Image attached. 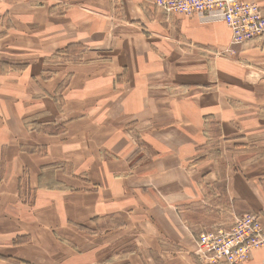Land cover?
I'll use <instances>...</instances> for the list:
<instances>
[{
	"label": "crops",
	"instance_id": "crops-1",
	"mask_svg": "<svg viewBox=\"0 0 264 264\" xmlns=\"http://www.w3.org/2000/svg\"><path fill=\"white\" fill-rule=\"evenodd\" d=\"M152 1L107 0L109 13L105 15L101 12L105 18L101 19V58L115 54L117 62L124 59L139 72L149 73L147 88L151 89L150 93L142 89L129 97L130 100L125 101L128 107L124 110L123 106L120 117L137 119L138 122L132 125L137 128V136H134L139 138L140 143L143 139L149 147L147 151L154 156L170 148L150 133L152 128L148 124L153 121L150 103L170 101L171 98L178 99L180 103L184 99L195 101L201 95L218 103H221L222 98L225 106L220 111L217 109L220 105L204 109L207 120L204 123L205 131L193 151L199 156L198 160L187 168L188 172L185 166L183 170L192 181L184 177L182 188L168 198V210L161 209L167 208L163 203L166 198L164 194L154 193L152 186L146 184L145 191L141 192L137 188L138 183L132 179L136 173L153 166V156L139 159L140 155L129 152L124 161V156L114 153L101 159L104 169L101 196L112 194L114 198L110 200L113 202L97 204L92 220L75 221L87 224L85 228L88 233L82 234V246L68 241L74 250L87 256L86 264H201L193 254L199 234L215 229L227 231L233 226L236 217L252 213L260 215L264 226V40L255 39L243 45H232L230 30L224 23L167 14L153 5ZM244 1L257 4L264 13V0ZM101 2L103 4V0ZM56 4L67 3L66 0L47 1L35 9L43 11V6L58 7ZM65 6L68 9L69 6ZM127 10L134 13V17H129ZM67 11L60 15L50 12V17H65ZM126 23L136 26H127ZM28 25L31 27L36 24L29 22ZM128 28L143 34L144 40L133 44L129 41L134 39L129 35L124 44L120 34L127 33ZM20 31L16 17L0 19V33L3 34L0 35V46L13 42ZM73 47L75 45L69 47L68 51L71 48L73 50ZM124 48L129 52L127 56L121 53ZM171 56L204 61L207 69L205 80L178 84L159 76L154 78L155 74L150 72H163V62ZM88 63L89 59L81 65ZM61 66L69 74L66 86L60 85L63 78L60 81L54 79V72L47 76L42 75L40 70L37 76L32 77L31 74L27 76V72L0 69V135H4L0 137V204L8 201L7 205L12 206L11 212H14L12 215H17L20 220L24 217L34 219L38 213L48 209H53L59 217H65L69 200L97 190L91 186L95 184L87 170L71 161L58 160L53 155L51 145L41 141L42 138L53 140L75 133L73 125L59 121L50 108L42 109V105L51 104L57 116L67 114L71 104L80 99L76 90L79 75L86 72L73 70V64ZM136 70L127 69L129 72L125 78L120 83L117 79L113 80L111 85L119 91L129 89L133 82L141 81V75L130 72ZM105 84L108 85V82L101 83V86ZM220 84H224V89L219 88ZM197 89L206 91H195ZM11 96L17 101L16 119L6 107L5 99L11 100ZM61 100L64 102L59 103ZM27 103L34 104L29 115L22 111ZM15 125L21 128V137L13 144L9 132ZM142 134H146L145 139ZM24 135L31 136L32 142H26ZM36 138L40 141L36 142ZM152 140L153 144H150ZM122 149L123 146L117 152ZM117 162H124L130 174L120 176L119 171H113L114 176L110 180L106 170ZM162 166L165 163L159 162L158 167ZM148 173L149 170L145 174ZM140 194L146 208L148 199L158 200L154 202L157 205L156 214H143L144 217L129 219L127 212L139 209L136 200ZM136 196L135 200L133 197ZM141 210V213H148V209ZM69 228L74 230L72 226ZM76 234L79 235L78 232ZM57 236L65 242L68 240L64 234ZM44 239L49 240V244L45 242L41 245L30 235L27 247L29 250L32 247H42V250L52 247L49 234L46 233ZM8 254L21 259L15 249ZM68 259L70 257L66 256V261ZM241 264H264V247L253 251Z\"/></svg>",
	"mask_w": 264,
	"mask_h": 264
},
{
	"label": "rangeland",
	"instance_id": "rangeland-1",
	"mask_svg": "<svg viewBox=\"0 0 264 264\" xmlns=\"http://www.w3.org/2000/svg\"><path fill=\"white\" fill-rule=\"evenodd\" d=\"M47 1L56 2V0H0V19H5V17L9 16L16 17L21 29L16 36L17 40L15 38L13 42L7 43V46H0V69L1 71L11 69L10 71L18 73L27 72L26 75L29 76L31 74L32 77L37 76L40 70L42 75L47 76L54 72L56 81H60L63 78L61 86L64 84L66 86L69 79V74H66L68 72L63 70L62 64H73V70L86 72V74L79 75L80 78L76 90L80 99L77 103L71 104L72 106L68 109L69 112L67 111V114H58L57 116V112L51 104L42 105V109L50 108L59 121L73 125L75 133L72 136L54 138L53 140L42 138L41 141L43 144L51 145L53 155L58 160L71 161L77 167H83L87 170L95 184H91V186L97 188V190L88 195L75 196L73 201L69 200L66 203L68 214L65 217H59L53 209H48L38 213L34 219L32 217H24L23 220H20L17 215H12L14 212H11L12 206L7 205L8 201H1L0 264H86L87 256L80 253L77 249L74 250L70 245V241L82 246L83 235L88 233L87 228H85L87 224H78L75 221L77 219L92 220V218H95L94 208L97 204L113 202L110 200L114 198V196H111L112 194L101 196V183L103 182L102 177H104L101 159L104 156H112L114 153L121 157L124 156L122 158L124 161L129 152L140 155L139 159L152 158L153 156V153L147 151L149 147L146 146L144 140L142 139L143 141L141 140L140 143L139 138L136 137L135 130L137 128L132 125L138 122L137 119H125L126 116L122 118L119 114L125 105V101L130 100L129 97H133L142 89L150 93L151 89L147 88V76L149 73L139 72L135 66H132L129 61L124 59H118L119 62H117L115 54L111 57L101 58V19L104 17L103 13L105 15L109 13L107 0H103V4L101 0H66L67 4H56L58 7L49 5L47 6L49 8L43 6V11L35 9L36 6H42ZM65 5L69 6L68 9H65ZM65 10H68L65 17H50L53 13L60 15ZM101 12H103L102 15ZM127 12L129 17H134V13H130L128 10ZM29 22H33L36 25L29 27ZM126 24L131 27L136 26L131 23ZM4 26H7V24H4ZM131 31L134 32L130 33ZM0 35L3 34L0 33ZM129 35L136 40H131L129 41L130 43L134 44L140 39L144 40L143 34L128 28L127 33L120 34L124 44H126L125 41ZM73 45H75L73 50L71 48L68 51V48ZM89 49L92 50L89 51L88 55L83 56ZM121 53H125L124 56L129 54L126 48L122 49ZM88 59V64L81 65L87 63ZM163 68V72L159 70L150 72V74L154 73V78L159 76V78L178 84L193 83L198 79L204 81L205 70H207L206 63L202 60L189 61L177 56H171L168 60H165ZM127 69L136 70L130 72L141 75V81L133 82L129 89L119 91L111 83L116 79L120 83V80L125 78V75L129 72ZM149 77H152V75ZM106 81L108 85L101 86V83ZM219 88L224 89V84H220ZM204 90L206 91V89H197L195 91ZM262 90L264 91V87ZM197 95L200 94L198 93ZM197 97L198 100L195 101L184 99L186 101L182 100V103H180L178 99L171 98L170 101L159 100L149 105L150 108L152 107L150 113L153 116V121L148 124L152 128L150 133H153L156 139L158 137L163 140L170 150L155 153L153 166L145 168L143 172L136 173L132 179L138 183L137 188L141 192L142 190L145 191L146 185H151L154 193L160 192L164 194L163 197L166 198L163 199V203L164 207H167H161L164 210L169 208L168 198L172 197L176 190L182 188L184 177L187 176L186 179L192 181L185 173L188 172L190 166L199 157L193 151L199 145L205 131L204 123L206 124L207 120L204 116L206 115L204 109L220 105L217 108L220 111L222 106H225V104H222V98H220L221 103H218L206 97L202 98L201 95ZM5 100L7 103L6 107L14 114L16 119L18 117L16 98L14 99L11 96V100L9 98ZM63 102L64 100L59 101V103ZM33 105L31 103L25 104V109L22 110L25 115H29L32 112L31 108H33ZM127 107L128 105H125L124 110ZM11 125L13 126V120H11ZM20 129L19 125H15V128L12 127L9 132L13 137L11 139L13 144H16L17 139L21 137ZM145 135L142 134L144 139ZM2 136H4L3 133L0 137ZM24 136L27 139L26 142H32L33 138L31 136ZM38 141H40L39 138H36V142ZM153 141H149V143L153 144ZM122 146V151L117 152ZM42 161L46 162V160ZM159 162L165 163V166L158 167ZM111 165L107 170L105 169L109 174L110 180L114 176L113 171H119L118 174L120 176L130 174L124 162L112 163ZM184 166L186 168L185 173L183 172ZM147 170L150 173L145 174ZM105 191L110 193L109 190ZM137 196L133 198L137 199L136 204L139 209L134 212L128 211L129 219L144 217L143 214H150V216L156 214L155 208L157 205L154 202L158 200L148 199L146 202L148 208H146L143 199L140 198L142 195ZM144 208L148 209V213H141V209ZM252 214L258 215L262 223L258 213ZM69 226H72L74 230H70ZM77 232L79 235L76 234ZM46 233L49 234L52 247H45L44 250H42V247L41 249L32 247L29 250L27 247L28 236H33L37 240L36 242L41 245L45 242L49 244V240L44 239ZM58 234H64V236L67 234L68 240L66 242L63 239L61 240L57 236ZM76 245L75 248H77ZM263 247L253 248V251ZM196 248L193 254L199 261ZM12 249L19 253L21 259L10 257L8 253ZM66 256L70 257L67 261ZM56 260H58L57 263H55ZM199 262L201 263V261Z\"/></svg>",
	"mask_w": 264,
	"mask_h": 264
},
{
	"label": "built area",
	"instance_id": "built-area-1",
	"mask_svg": "<svg viewBox=\"0 0 264 264\" xmlns=\"http://www.w3.org/2000/svg\"><path fill=\"white\" fill-rule=\"evenodd\" d=\"M153 5L167 14L194 16L203 22L219 21L231 33L232 45L264 40V13L244 0H154ZM264 246V226L256 214L236 217L228 230L217 229L198 235L196 249L203 264H239L253 248Z\"/></svg>",
	"mask_w": 264,
	"mask_h": 264
}]
</instances>
